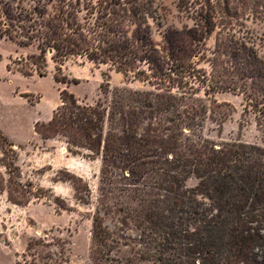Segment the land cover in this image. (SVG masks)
Wrapping results in <instances>:
<instances>
[{
  "label": "rangeland",
  "instance_id": "rangeland-1",
  "mask_svg": "<svg viewBox=\"0 0 264 264\" xmlns=\"http://www.w3.org/2000/svg\"><path fill=\"white\" fill-rule=\"evenodd\" d=\"M21 1L28 8L36 6L34 0ZM178 1L155 0V20L149 23L156 45L163 44L168 31L192 26ZM235 21L231 29L245 34L264 63V20L245 12ZM224 31L217 24L194 55L193 74L200 81H190L193 90L170 85L179 100H158L154 94L163 92L154 82L79 57L66 61L60 74L49 54L45 77L34 70L27 75L28 58L38 49L0 40V264H149L136 254L147 230L138 221L150 213L139 206L188 198L211 202L201 185L205 178L196 175L191 162L212 153L260 149L252 167L264 169L261 100L249 101V92L223 91L231 82L217 55ZM55 75L66 77L67 83L57 82ZM256 85L264 90L261 79ZM64 90L87 109L71 111L101 114L89 139H76L61 127L47 131L63 113ZM156 211L151 213L162 221L187 217L164 208ZM97 216L117 233L113 261L99 262L91 254Z\"/></svg>",
  "mask_w": 264,
  "mask_h": 264
},
{
  "label": "trees",
  "instance_id": "trees-1",
  "mask_svg": "<svg viewBox=\"0 0 264 264\" xmlns=\"http://www.w3.org/2000/svg\"><path fill=\"white\" fill-rule=\"evenodd\" d=\"M34 2L36 6L28 8L21 0H0V40H10L20 47L35 46L39 51L29 56L27 75L34 70L45 77L49 54L60 74L66 61L79 57L111 66L125 76L133 74L138 80L154 82L153 86L163 92L154 94L158 100H179L170 85L193 90L190 81L200 78L193 74L191 61L218 24L226 36L223 44L220 40L217 44V55L225 62L223 69L231 80L223 91H239L244 95L249 92V101L261 100L264 107V90L256 85V80L264 81V63L245 34L238 32V35L231 29L237 25L235 18L245 12L264 20V0H179V10L187 14L192 26L183 24L181 30L168 31L162 45H156L151 37L149 19L155 20V0ZM54 78L67 83L64 76ZM120 94L119 91V98ZM62 100L63 113L55 117L47 131L61 127L72 131L76 139L83 135L89 139L90 131L98 128L101 114L94 109L82 115L71 111V108L81 109L78 112L87 109L80 108L66 90L62 92ZM219 153L190 163L196 167V175L205 178L201 185L211 195L209 205L193 198L175 199L172 204H139L150 213L144 221H138V226L147 229L141 238L142 249L136 252L138 260L149 264H264V169L252 167V160L262 155L261 150ZM9 200L18 203L13 197ZM161 208L187 217L162 221L151 213ZM116 236L101 216L95 217L91 246L94 260L113 261L111 255L119 245Z\"/></svg>",
  "mask_w": 264,
  "mask_h": 264
}]
</instances>
